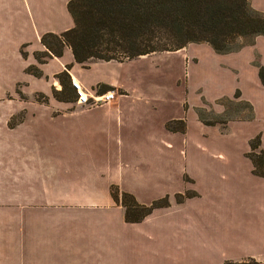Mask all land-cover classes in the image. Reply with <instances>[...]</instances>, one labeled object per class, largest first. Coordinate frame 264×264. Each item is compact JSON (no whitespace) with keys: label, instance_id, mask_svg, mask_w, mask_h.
Here are the masks:
<instances>
[{"label":"crops","instance_id":"0c3cea01","mask_svg":"<svg viewBox=\"0 0 264 264\" xmlns=\"http://www.w3.org/2000/svg\"><path fill=\"white\" fill-rule=\"evenodd\" d=\"M67 3L0 0V83H22L25 89L32 85V92L48 95L56 75L66 70L86 88L116 89L118 95L112 103L94 107L69 99L32 98L0 117V264H224L248 255L263 259L264 252L237 255L226 249L209 192L217 179L231 180L221 170L234 160L252 169L245 154L250 139L262 132L242 148L204 141L213 142L220 124L227 132L231 124L263 117L264 84L258 70L264 66V36L229 53L196 43L207 52L211 71L223 75L213 86L226 92L213 98L207 88L191 89L186 83L177 103L180 113L171 115L165 100L148 98L121 78L118 67L133 59L82 66L65 46L60 57L51 54L45 62L37 61L34 53L46 50L42 34L73 26ZM183 48L174 53L183 51V56L194 57L193 65L200 64L190 44ZM112 64L117 65L107 72ZM29 65L38 67L42 76L27 72ZM224 97L247 104L252 115L207 121V112L219 117L225 111L219 102ZM172 121L182 127L169 125ZM175 142L180 161L173 158ZM112 186L119 198L125 192L140 204L161 199L169 203L140 221H127ZM188 191L193 194L185 195Z\"/></svg>","mask_w":264,"mask_h":264},{"label":"trees","instance_id":"16d2710c","mask_svg":"<svg viewBox=\"0 0 264 264\" xmlns=\"http://www.w3.org/2000/svg\"><path fill=\"white\" fill-rule=\"evenodd\" d=\"M67 9L73 26L58 34L41 35L46 50L34 53L39 63L51 54L60 57L65 46L71 49L76 63L87 66L95 60L123 62L142 55L174 51L189 43L204 42L216 53H229L247 44L243 41L237 44L242 39L248 38L250 43L255 36H264V12L253 8L248 0H68ZM22 55H26L24 51ZM66 68L70 69V65ZM26 71L42 76L35 65H29ZM63 72L56 75L62 86L54 91L57 99L68 98L73 90L67 71L69 79L60 78ZM258 73L264 84L263 65H259ZM176 123L179 121L169 125ZM260 143L258 135L250 139L246 155L251 161L252 173L264 177V148ZM111 194L124 206L125 219L132 222L167 204L166 199L140 204L125 192L119 198L114 186ZM224 264H264V261L249 256L227 260Z\"/></svg>","mask_w":264,"mask_h":264},{"label":"rangeland","instance_id":"374dc122","mask_svg":"<svg viewBox=\"0 0 264 264\" xmlns=\"http://www.w3.org/2000/svg\"><path fill=\"white\" fill-rule=\"evenodd\" d=\"M248 2L253 8L264 12V0H248ZM253 2L254 6L252 4ZM255 6L260 8H256ZM241 41L249 43L250 40L245 38L238 41L237 44H240ZM189 44L190 47L192 46L199 54L200 60L198 63L200 62V64L198 65H193V56H183L185 54L183 51L182 53L180 52L181 54L174 53L177 50L161 51L148 54L147 56H151L147 58H136L129 62H124V65L118 67L120 68V76L124 81L134 84L142 90L146 97L154 98L158 96L162 100H165L168 105H171V108L167 105V112L171 109V115L180 113V108L177 103L183 98V86L186 83L191 85V89L196 86L207 88L212 91L210 97L216 94V96H219L222 92L225 93L226 91L222 89H220L221 92H218L212 84L214 81L217 84L221 83L223 75L221 73H214L211 71V68L208 67L211 61L207 56V52L201 48V45L197 46L196 43ZM191 53L194 54V51L192 50ZM44 58L47 59V57ZM115 65L117 64L109 65L106 69L107 72H109L111 68H115ZM65 72L66 70H64L63 74L60 76L63 81L69 79H67ZM68 81L69 86L73 89L70 79ZM55 85L51 87L47 95L41 91L32 92V85L25 89L22 83L13 86L9 85L6 81L2 84L0 83V117L9 115L11 111L17 108L20 109L24 100L28 101L35 98L47 102L49 97L55 98L54 91L62 88L58 79H56ZM73 90H71V95L66 99L75 100V90ZM219 102L225 107V111L222 112L219 117H216L215 114L211 112H207L208 114L205 115V118L207 117L208 119L207 121H213L218 118L223 122H227L230 119L252 115L249 106L241 101L224 97L221 98ZM30 109H32V107H30ZM22 112L25 113L24 111ZM40 113L42 114V112ZM16 119L17 118L11 119L9 123L13 124ZM173 126H175L174 128L182 127L180 123L173 124ZM224 129L225 125L220 124V126H218V130L221 131L219 135L214 138L212 143L204 141V144L217 147L242 148L246 146V144L248 145L249 137H252L253 134H260L261 131L262 134L258 136L260 138V144L264 147V115L260 118V121L234 123L230 125L227 132H224ZM172 154L176 161L181 160L179 142L174 143ZM246 154L245 156L247 157ZM227 155L230 156L229 154ZM233 163L234 164L229 168L221 170L224 173L223 178H230L231 180L217 179L215 184L209 189L213 202L211 203L213 204L214 216L218 213L219 223L222 224L220 236L222 240L226 242L224 246L231 253H237L238 255L243 252H264V177L261 178L259 176L260 178H257L258 176L252 173V169L249 171L248 165L243 162L240 163V160H234ZM191 194L193 193L188 191L185 195L190 196ZM180 197L181 196H177V199L179 200ZM161 200L163 201V199ZM166 201L169 203L168 199H166ZM220 206L224 209L221 208L219 212ZM256 259L264 261V258Z\"/></svg>","mask_w":264,"mask_h":264},{"label":"built area","instance_id":"2783aa9c","mask_svg":"<svg viewBox=\"0 0 264 264\" xmlns=\"http://www.w3.org/2000/svg\"><path fill=\"white\" fill-rule=\"evenodd\" d=\"M70 83L76 92L75 103L83 107L110 104L118 95V91L116 89L99 92L94 89L86 88L73 77L70 78Z\"/></svg>","mask_w":264,"mask_h":264}]
</instances>
